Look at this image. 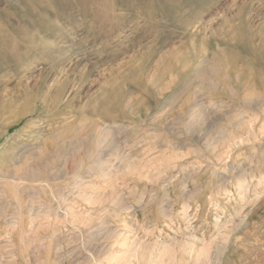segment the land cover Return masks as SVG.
I'll use <instances>...</instances> for the list:
<instances>
[{
  "label": "rangeland",
  "instance_id": "rangeland-1",
  "mask_svg": "<svg viewBox=\"0 0 264 264\" xmlns=\"http://www.w3.org/2000/svg\"><path fill=\"white\" fill-rule=\"evenodd\" d=\"M0 264H264V0H0Z\"/></svg>",
  "mask_w": 264,
  "mask_h": 264
},
{
  "label": "bare ground",
  "instance_id": "bare-ground-1",
  "mask_svg": "<svg viewBox=\"0 0 264 264\" xmlns=\"http://www.w3.org/2000/svg\"><path fill=\"white\" fill-rule=\"evenodd\" d=\"M75 4V3H74ZM76 7V6H75ZM91 12V11H90ZM65 19V18H64ZM99 24V23H98ZM80 25V24H79ZM88 25V24H87ZM102 25V24H101ZM19 28V27H18ZM67 28V27H66ZM13 29V28H12ZM17 30V29H16ZM23 30V29H22ZM68 30V29H67ZM23 32V31H22ZM16 33H18V32H16ZM19 33H21V32H19ZM37 35V34H36ZM19 36V35H18ZM38 36V35H37ZM55 37V36H54ZM57 37H58V35H57ZM56 38V37H55ZM48 45V44H47ZM53 45V44H52ZM62 47V46H61ZM64 47H66V46H64ZM51 48H53V46H51V47H49V49H51ZM48 49V50H49ZM51 50H53L54 51V53H55V49H51ZM61 51H63V52H61V54H63V56L65 57V56H67V54L70 52V50L69 49H67V48H63ZM48 52V51H47ZM51 54H52V51L50 52ZM50 53H49V55H50ZM60 53V52H59ZM76 54V53H75ZM59 56V55H58ZM72 56V55H71ZM49 57V56H48ZM56 58H58L57 56H56ZM56 58H54V59H56ZM52 59V58H51ZM49 61H51V60H49ZM56 61H58V59L56 60ZM52 62V61H51ZM53 64H55L54 62H52ZM57 63V62H56ZM63 63V62H62ZM53 64H51V65H53ZM56 65V64H55ZM63 70H59V74L60 75H58V76H62L61 74L63 73L62 72ZM56 78H57V76H56ZM53 83H55L56 85H57V95H58V97H59V99L62 101V98L64 97V95H65V93H66V90H67V85H69V83H70V77H68V76H66V75H64V77L62 76V78H60V77H58L57 79H54L53 80ZM73 89V88H72ZM76 92H78V89L76 90ZM76 92L75 91H73L72 92V94H76ZM17 97V95L16 96H14V98H16ZM19 97V96H18ZM17 99V98H16ZM16 99H13V100H16ZM70 99V98H69ZM69 99H67L66 101H68ZM260 101V100H259ZM33 114V111H30V110H26V111H20V112H18V113H16V115L14 116V118L12 119V121L10 122V123H7V125H6V127H5V131H7V128H9L11 125H14V124H16L17 122H19L25 115H27V114ZM42 134V133H41ZM27 135V134H26ZM37 137V136H36ZM38 137H40V136H38ZM99 140V139H98ZM41 147H43V146H41ZM44 148H45V146H44ZM44 148H43V150H44ZM42 153V152H41ZM47 153H48V151H47ZM38 154H40V151H39V153ZM43 154V153H42ZM47 155V154H46ZM46 155H44V157L46 156ZM36 155H33L32 157L34 158ZM40 156V155H39ZM31 157V156H30ZM37 157V156H36ZM17 158H19V157H17ZM38 158V157H37ZM42 158V157H41ZM29 159V158H28ZM27 158H26V160H28ZM36 159V158H35ZM25 160V161H26ZM15 161H17V160H15ZM24 161V162H25ZM36 161V160H35ZM39 161V160H38ZM98 161V160H97ZM22 162V161H21ZM23 162V163H24ZM39 163H40V161H39ZM42 163V162H41ZM50 164V163H49ZM48 164V165H49ZM42 166H43V164H41ZM41 165L40 164H38V165H36V163H32V164H29V165H27V166H25V168H24V170H21V171H19V172H16L15 170V176H23V177H26V178H33V177H36V176H39L40 175V173L42 172V170H41ZM44 167H42V169H43ZM18 170H20V169H18ZM12 172H13V170H12ZM5 174H6V172H4ZM41 175H42V173H41ZM5 176H7V175H5ZM41 177V176H40ZM22 178V177H21ZM25 178V179H26ZM17 179V178H16ZM39 179V178H38ZM20 180V179H19ZM33 180V179H32ZM36 180H37V178H36Z\"/></svg>",
  "mask_w": 264,
  "mask_h": 264
}]
</instances>
